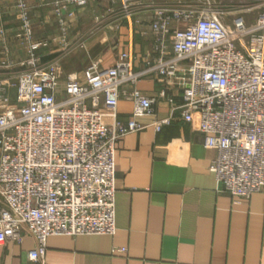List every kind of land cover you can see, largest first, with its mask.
<instances>
[{
	"label": "built area",
	"instance_id": "obj_1",
	"mask_svg": "<svg viewBox=\"0 0 264 264\" xmlns=\"http://www.w3.org/2000/svg\"><path fill=\"white\" fill-rule=\"evenodd\" d=\"M15 2L27 57L0 60V245L29 234L28 258L39 262L49 236L114 234L115 142L146 127L140 118L158 97L171 116L197 120L203 147L216 150L209 170L220 191L248 198L264 189V0L154 4L157 54L142 68L128 47L111 65L93 61L64 75L57 61L40 63L26 0ZM131 2L122 3L128 18ZM63 8L55 0L58 15ZM147 76L160 79L158 96L135 87ZM120 98L132 102L126 121L117 116Z\"/></svg>",
	"mask_w": 264,
	"mask_h": 264
},
{
	"label": "crops",
	"instance_id": "obj_2",
	"mask_svg": "<svg viewBox=\"0 0 264 264\" xmlns=\"http://www.w3.org/2000/svg\"><path fill=\"white\" fill-rule=\"evenodd\" d=\"M188 1L132 0L130 18L123 0H62L59 15L55 0L26 4L32 40L41 42L35 50L40 63L57 61L64 75L93 61L111 65L128 47L134 67L142 68L157 54L149 25L153 5ZM15 8V0H0V60L17 64L27 57V44ZM167 37L169 43L171 32ZM135 87L158 96L161 81L147 76ZM10 98L14 104V90ZM174 99L180 103L181 94ZM131 111L132 102L120 98L118 118L126 121ZM169 116L156 131L153 121ZM140 121L145 128L119 137L114 146V234L49 236L39 262L28 258L35 242L24 234L20 242L0 245V264H264V189L248 198L220 191L209 170L216 150L203 147L197 120L170 115L166 98H156L153 114Z\"/></svg>",
	"mask_w": 264,
	"mask_h": 264
},
{
	"label": "rangeland",
	"instance_id": "obj_3",
	"mask_svg": "<svg viewBox=\"0 0 264 264\" xmlns=\"http://www.w3.org/2000/svg\"><path fill=\"white\" fill-rule=\"evenodd\" d=\"M253 14H250V16H252ZM63 60V59H62ZM62 64H63V61H62Z\"/></svg>",
	"mask_w": 264,
	"mask_h": 264
}]
</instances>
